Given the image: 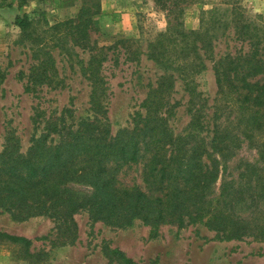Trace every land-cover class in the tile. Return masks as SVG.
I'll use <instances>...</instances> for the list:
<instances>
[{"label": "trees", "instance_id": "trees-1", "mask_svg": "<svg viewBox=\"0 0 264 264\" xmlns=\"http://www.w3.org/2000/svg\"><path fill=\"white\" fill-rule=\"evenodd\" d=\"M215 11L209 13L215 15ZM205 14L198 31L186 35L168 30L149 45L148 57L164 74L149 86L140 111L131 114L130 127L111 132L107 87L100 75L107 57L100 50L87 67L91 117L75 125L64 124L63 117L57 123L48 119L22 153L14 131L6 132L0 150V213L17 221L47 217L53 223L51 243L61 246L75 243L74 216L81 211L93 222L116 228L138 220L150 228V235L163 225L182 229L202 223L218 240L264 245V32L257 24L236 20L235 33L247 42L248 50L226 55L213 66L211 139L195 133L174 135L168 125L178 105L171 99L174 74L186 80L193 104L189 84L194 65L184 59L191 55L196 61L199 56L189 38L195 41V35L204 34L208 39V32L214 34L220 26V19L211 20ZM87 24L79 22L74 27L86 35ZM14 25L24 33L30 21L26 16L15 17ZM3 79L0 76V83ZM58 85L53 64L47 60L32 68L24 91ZM228 118L230 126L224 127L221 120ZM190 125L195 128L193 121ZM243 142L256 151L257 161L244 165L236 178L227 177L225 163ZM133 168L140 169L142 187L121 179ZM218 180V193H214ZM70 182L88 186L90 193L74 194L68 188ZM0 243L16 245L25 259L34 258L29 239L0 232ZM101 251L109 262L135 264L117 248L104 244Z\"/></svg>", "mask_w": 264, "mask_h": 264}, {"label": "rangeland", "instance_id": "rangeland-1", "mask_svg": "<svg viewBox=\"0 0 264 264\" xmlns=\"http://www.w3.org/2000/svg\"><path fill=\"white\" fill-rule=\"evenodd\" d=\"M8 4L10 8H6ZM0 9H7L0 15L5 30L0 37V76H4L0 83V150L6 132L14 131L21 153L33 135L42 133L48 119L57 123L63 117L64 124L75 125L93 115L87 67L90 57L100 50L107 57L100 75L107 87L111 132L130 127L131 114L140 111L149 86L164 74L148 57L149 45L168 30L186 35L198 31L204 13L221 23L214 34L213 30L208 32V39L204 34L195 35V41L189 38L199 56L196 61L191 55L184 59L194 65L189 84L193 104L189 103L186 80L174 74L171 99L178 105L168 125L174 135L195 133L208 141L216 92L213 66L226 55L248 50L247 42L235 33L236 20H249L264 32V0H8L0 2ZM214 9L215 15L210 14ZM23 16L30 21L24 33L14 25L15 17ZM79 22H88L86 35L76 31L74 26ZM47 60L53 64L60 85L37 86L34 92H25L32 68ZM221 122L229 127L231 118ZM256 161V151L243 142L225 163L227 177L236 178L244 165ZM140 174L139 168H133L121 179L142 187ZM219 180L214 193H218ZM67 185L78 196L91 190L82 183ZM74 219L75 243L61 246L51 243L53 223L47 217L17 221L0 213V232L31 240L29 251L34 254V258L25 259L18 246L0 243V264H116L104 257V244L119 249L135 264H264L263 244L218 240L202 223L182 229L163 225L150 235V228L138 220L116 228L93 222L86 211ZM48 235L47 240H38Z\"/></svg>", "mask_w": 264, "mask_h": 264}, {"label": "crops", "instance_id": "crops-1", "mask_svg": "<svg viewBox=\"0 0 264 264\" xmlns=\"http://www.w3.org/2000/svg\"><path fill=\"white\" fill-rule=\"evenodd\" d=\"M13 9H14V8H13ZM5 10H7V9H0V15H1ZM120 18L125 19V18H124V15H121ZM4 31H5V30H4L3 26H2V24L0 23V37H2V36L5 35V32H4ZM0 45H2V44H1V41H0Z\"/></svg>", "mask_w": 264, "mask_h": 264}]
</instances>
